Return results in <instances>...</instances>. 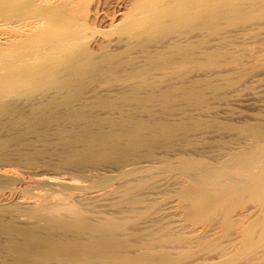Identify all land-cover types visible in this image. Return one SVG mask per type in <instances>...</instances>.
<instances>
[{
    "label": "rangeland",
    "instance_id": "obj_1",
    "mask_svg": "<svg viewBox=\"0 0 264 264\" xmlns=\"http://www.w3.org/2000/svg\"><path fill=\"white\" fill-rule=\"evenodd\" d=\"M222 9L215 21L203 17L140 33L129 51L84 68L68 83L38 87L34 81L0 99V262L264 264V0H227ZM31 21L36 18L18 22ZM230 29L251 35L228 46L220 39ZM0 31L3 41L20 32ZM174 38L183 42L168 45ZM142 54L147 61L138 59ZM253 91L260 92L255 99ZM35 170L77 194L100 196L102 208L92 209L95 214L78 208V226L73 212L61 213L66 219L59 221L50 218L56 213L32 208L39 227L29 235L36 249L8 251L9 243L26 239H4L17 227L8 212L21 211L14 189L22 190ZM43 189L36 196L49 188ZM194 196L205 198L200 203L208 198L207 204ZM50 237L88 242L62 251L47 246Z\"/></svg>",
    "mask_w": 264,
    "mask_h": 264
},
{
    "label": "bare ground",
    "instance_id": "obj_2",
    "mask_svg": "<svg viewBox=\"0 0 264 264\" xmlns=\"http://www.w3.org/2000/svg\"><path fill=\"white\" fill-rule=\"evenodd\" d=\"M226 3H227V0H104V1L103 0H21V1L20 0H0V18L2 19V21H0L1 22L0 28L1 29H11V31L12 30L20 31L19 33L14 32L16 34L12 35V37L8 36V39L4 37V41H3V38L0 39V53L3 52L4 54H6V55H0V99L4 96L10 95L12 92H15V90L17 89L23 90L29 87L34 81H36V86L40 84L43 86L45 83H47V81L48 83L49 81L51 83L52 81H54V85H55V82H58V81L68 83L71 81L72 76L77 77L83 74L84 73L83 71H86L84 70V68L90 67V66L95 67L97 62L99 63L103 59L105 60L106 58L107 59L105 61H108V59L111 58L110 56H113L115 54L117 55L118 52L119 53L121 52L120 50L122 49H124V51L126 49L128 50V47H131L130 41L133 38L137 39V37L140 36V33H142L143 35L145 34L146 36L147 34L151 33L152 30H157L161 28L164 30L166 23H174L177 25H181V24L183 25V24L189 23L190 21H193V20L195 21L196 19L203 18V17H204L203 19H211L215 21L217 17H219V12L218 14H216L218 11V8L223 7L222 10H224ZM220 16H223V15H220ZM26 18H36V21L24 22V23L18 22V21H23ZM253 29L254 28H252L251 31ZM137 31H140L139 35ZM229 32H227V34ZM245 33H247L246 29L244 30V32H240V30L239 32L235 30L234 31L231 30V32L228 35L224 34V36H222L224 39L222 38L220 39V41L224 40L223 42L227 44L228 42L226 41L230 40L232 43L233 41L231 39H233L234 42L236 43L237 41L239 42V39H241V37H243ZM94 34H96L97 36L100 35L105 40L106 38L108 40L105 41L103 39L104 40L103 42V40L101 41V39L100 40L98 39V41H96V39H94L95 37L93 38ZM110 34L111 35L118 34L117 35L118 37H116L113 40V38L109 36ZM219 34H222V33H219ZM247 34H250V32H248ZM107 36L109 38H112V40L111 39L109 40ZM120 36H123V37H120ZM175 36L177 37L178 34ZM178 38L176 39L174 38L171 41V43H169L170 41L167 42L169 43L168 45L170 44L178 45L177 43L178 42L180 43V41L182 40V39L179 40ZM181 38H183V36H181ZM93 39L94 41H92ZM236 39L238 40L235 41ZM245 39H246V35L244 37V40ZM137 42H138V39H137ZM181 42H183V40ZM241 42L239 43L241 44ZM225 43H222V44H225ZM227 45L229 46V44ZM147 48H145L144 50L142 49V52L143 54H145L146 58L147 56H149L148 53L153 54V53H150L147 50ZM220 48L223 49L222 47ZM229 48L230 47H228V49ZM226 49L227 48H225V51ZM139 50H141V48ZM6 51L8 52L6 53ZM207 51L209 53V50ZM10 52H13L16 56L9 57L7 54H9ZM22 52H24L25 56L19 55ZM212 52H211L212 55H214V51ZM219 52L217 55L220 54ZM224 53H227V52H224ZM143 54L139 55L138 59H140L141 56H143L142 57L143 59L145 57ZM29 55H32V56H29ZM2 57H6L8 61L3 59ZM253 58H255L254 54H253ZM130 59H133V58H130ZM212 59L214 58L212 57ZM234 59L235 57L232 59V62L235 61ZM134 60H136V58ZM214 62L217 63L216 60ZM240 63L242 62L240 61ZM233 66L235 67L234 64ZM216 67H213V68H216ZM243 67L245 68V66ZM219 68L220 67H218V69H216L215 71L217 72ZM223 69L224 67L222 68V70ZM238 70L239 69H237V71ZM218 72L220 73V71ZM217 73H214V74H217ZM229 73L230 71L228 72V74ZM235 75L237 74L235 73ZM212 78H215V77H212ZM254 82L257 83V81H254ZM41 85L38 87H41ZM56 86H59V85L56 84ZM257 86H255L254 88H256ZM61 87L65 88V86H60V88ZM233 87L234 86H232V88ZM248 88L250 89V87ZM256 89L257 90L260 89L259 86ZM238 90L240 91L239 88ZM252 90L246 89L244 91H249V92L251 91L252 93ZM254 91H253V98L255 99L254 96L256 95H254V93L256 92ZM249 92L247 93L249 94ZM261 92H263V90ZM257 93H260V92L257 91ZM234 95H237V94H234ZM238 99L239 98L237 97V99L235 100H238ZM33 172L34 174H33L32 179L31 180L29 179L27 182L22 183L24 185V188L22 190H20L19 188L14 189V193H13L14 197H12V199L14 200V203L20 206L21 211H18L16 213L8 212L7 219L10 220L12 223H15L17 227L14 228L16 230H14V232L12 233H7V232L4 233V236H5L4 239H8V236H10L11 237L10 240H13V241L21 237H24V238L26 237V239H18L16 243H9V245H7L8 248H5L8 251L18 252L22 250V248L23 249L27 248L30 251H33L36 249V238L33 236V234L29 235L30 233H33L34 231H36V228L39 227L38 224L36 225V212L30 211L32 208L40 209V211H43V212L56 213L58 216L53 215V216H50V218L53 220H59V221H65L63 220V218L66 219L65 216L62 215L61 213L73 212L74 215L71 220H73V222L76 223L75 226L80 225V215L78 214V212H75L78 210V208L80 207L87 208L86 213H94V214L96 212L92 211V209L99 210L100 208H102L101 204L99 205L96 204L100 201L99 199H97L98 197L97 195H96V198L94 197V195L90 197L86 195L87 197L86 198L85 196H82V194L80 195L74 192L73 188L64 187L65 185H69V184L63 183V181L62 183L61 182L58 183L55 177H47L48 176L47 173L36 174V170ZM93 174L95 175V173ZM55 180L57 184H55ZM44 181L46 183H48V181L49 182L54 181L53 185H56L59 187L61 186V188L63 189L55 190V188L54 189L51 188L50 186L51 184L50 185L49 183L45 184ZM62 184H63V187H62ZM44 187L49 188L48 190H46L47 191L46 194L36 196V190L44 191L43 189ZM259 189L264 192V179L260 180ZM256 192L259 193L260 191L258 190ZM255 193H254V196L256 198ZM196 196L193 197L195 202L199 199H200L199 201L203 199L202 197L198 198L199 196L198 197ZM259 196L257 197L258 199L260 198ZM98 198H101V197L99 196ZM92 199L93 201H90ZM204 199L202 201H204ZM207 199L205 200V202H201V203L205 204ZM199 201L197 202L201 204ZM195 202L193 203L195 205H198V203H195ZM198 206L197 207L195 206V207L198 208ZM201 206L202 205H200V207ZM97 212H100V211H97ZM51 219H49L48 217H43L42 222L44 224H48L51 222ZM26 225L30 227L24 230L20 229L21 226H26ZM58 227H61V226H58ZM70 232H73V231L70 230ZM87 242H88L87 240H66V239L58 240L52 237H50L49 240H46V244L48 247H52L53 249L60 248L62 251H65L66 248L68 250L74 249L68 246H85V243ZM0 264H4V263L0 262ZM82 264H109V262L96 263L95 260H89L88 262H83Z\"/></svg>",
    "mask_w": 264,
    "mask_h": 264
}]
</instances>
